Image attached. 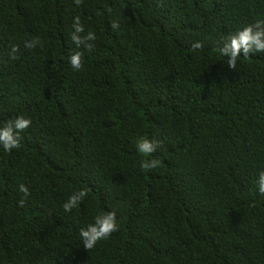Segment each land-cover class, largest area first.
I'll list each match as a JSON object with an SVG mask.
<instances>
[{"label":"trees","instance_id":"1","mask_svg":"<svg viewBox=\"0 0 264 264\" xmlns=\"http://www.w3.org/2000/svg\"><path fill=\"white\" fill-rule=\"evenodd\" d=\"M258 20L264 0H0V127L32 121L0 146V264H264V52L232 69L219 51ZM110 211L87 250L80 229Z\"/></svg>","mask_w":264,"mask_h":264},{"label":"clouds","instance_id":"2","mask_svg":"<svg viewBox=\"0 0 264 264\" xmlns=\"http://www.w3.org/2000/svg\"><path fill=\"white\" fill-rule=\"evenodd\" d=\"M82 0H75V4L79 6ZM113 28L118 27V22H113ZM74 31L71 34V40L79 48L83 45L87 50L91 51L93 45L89 43L96 39L94 32H88L85 35H80L84 32V26L81 23L79 16L73 17ZM39 38H35L31 41L25 42L26 48H34L39 44ZM202 47L201 42L196 41L193 43L192 48L197 49ZM19 48L17 45H13L10 55L13 59L16 58V53ZM223 56L228 57L227 64L232 69H236L237 59L241 54L245 57L249 55L264 52V21H257L254 25L248 24L239 29L234 34L229 35L223 46L219 49ZM83 53L80 51L74 52L70 56V63L76 70L82 68ZM32 121L30 118L24 116H17L14 120H8L2 127H0V146L4 151L10 152L13 148L20 147V132L30 127ZM159 146L156 140H149L147 138H141L137 143V150L140 153H153ZM160 161L153 159L142 163L141 167L144 169H154L158 167ZM258 191L261 195H264V171H261L258 178ZM19 191L23 192L25 197L30 195L29 188L21 184ZM86 189H79L72 194L69 199L63 204V208L66 212H70L79 202H81L87 196ZM20 206L24 205V199L19 201ZM118 230V224L116 219V213L114 211L107 212L103 215L95 217V222L89 224L86 228L80 229V236L83 241V245L87 250L95 247L98 241L108 238L113 232Z\"/></svg>","mask_w":264,"mask_h":264}]
</instances>
